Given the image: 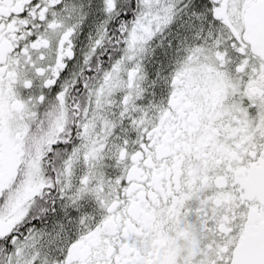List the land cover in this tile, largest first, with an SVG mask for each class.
Wrapping results in <instances>:
<instances>
[{
	"label": "snow or ice",
	"instance_id": "6c2138e0",
	"mask_svg": "<svg viewBox=\"0 0 264 264\" xmlns=\"http://www.w3.org/2000/svg\"><path fill=\"white\" fill-rule=\"evenodd\" d=\"M0 264H264V0H0Z\"/></svg>",
	"mask_w": 264,
	"mask_h": 264
}]
</instances>
